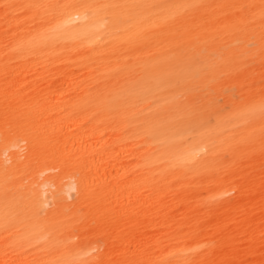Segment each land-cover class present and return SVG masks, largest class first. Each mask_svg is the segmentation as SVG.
Here are the masks:
<instances>
[{"label":"bare ground","instance_id":"obj_1","mask_svg":"<svg viewBox=\"0 0 264 264\" xmlns=\"http://www.w3.org/2000/svg\"><path fill=\"white\" fill-rule=\"evenodd\" d=\"M0 264H264V0H0Z\"/></svg>","mask_w":264,"mask_h":264}]
</instances>
